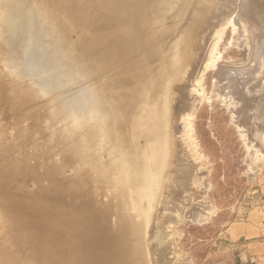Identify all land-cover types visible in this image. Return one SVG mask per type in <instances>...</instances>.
<instances>
[{
  "label": "bare ground",
  "instance_id": "obj_1",
  "mask_svg": "<svg viewBox=\"0 0 264 264\" xmlns=\"http://www.w3.org/2000/svg\"><path fill=\"white\" fill-rule=\"evenodd\" d=\"M115 1L86 0L75 4L76 7L66 6L68 11L76 12L85 5L90 7L88 11L95 18L90 26L95 29H109L116 24L134 28L137 24L138 44L127 43L119 59L131 56V51L142 52L143 58L147 51L149 59L157 60V73L152 81L153 95L149 98L145 93L143 95L145 86L134 87V90H128V86L116 95L105 96L104 111L95 116L90 113L87 117L92 120L91 127L82 132L86 138L96 140L95 145L100 150L105 149L108 157L104 163L106 175L103 182L111 186L112 197L105 205L107 207L102 208L98 203V189L94 188L90 174L77 172L66 177L58 163H48L53 156L44 152L41 145L30 150L31 143H35L38 137L48 135L44 122L50 119L57 124V121L52 119L49 107L42 102L39 105L33 103L29 93L23 92L18 97L29 124L17 131L13 140L0 145V228H5L4 235L9 240L10 249H5L10 254L6 252L5 259L10 264H147L146 261L148 264H172L167 255L168 244L161 238L166 229L161 237L159 235L163 223L169 226L174 221L178 224L179 220L186 221L187 218L204 222L213 212L201 202L188 203L192 189L205 185L207 175L191 155L195 141L192 129L185 122L186 116H193L202 101V96L198 97L194 90L204 72L212 65L214 78L222 88L221 95L229 101L226 104H230L234 120L237 119L240 126L245 128L246 122H256L261 117L259 112V117L254 112L257 117L252 119L254 114L252 120L246 115L250 116L249 112L255 111L257 102L251 101L250 96L264 91V41L257 34L264 33V25L259 23L260 17L264 16V3L243 0L245 5H240L241 8L248 5L246 10L250 16H245L252 26L254 46L249 67L236 69L221 60L212 61L217 40L206 37V31L230 8L235 14L239 1L236 0L232 6H224L222 3L227 0H213L211 3L210 0H118L119 13L128 6L135 7L130 20L111 13L109 5ZM253 8L258 11L255 13ZM194 14L200 16L196 22L192 20ZM232 19L234 22L237 20ZM242 19L245 20L244 17ZM238 21L241 29L244 22ZM228 22L225 19L220 28L224 30ZM240 31L249 51L248 33ZM125 33L111 29L95 38L97 43L94 45L92 40L87 42L85 56L92 53L91 57L96 59L92 66L94 73H102L111 67L107 62L115 51L104 43L106 37L117 35V38L122 36L127 40ZM135 63L141 64L142 61L135 60ZM253 65L255 70L251 73ZM142 74L135 76L140 78ZM137 81V84L141 83ZM94 90L97 91L98 87ZM3 101H6L4 96ZM112 103L120 104V107L114 114H108L105 105ZM260 103L262 113L263 102ZM117 114L122 115V120H116ZM84 136H77L71 148L66 150L64 156L69 166L77 153L81 154L80 143ZM96 155L93 153L94 157ZM92 163L94 166L96 158ZM30 182H34L35 189L29 188ZM160 206H164V210L158 218ZM126 207H130V213ZM114 212H117L122 228L117 235H113L109 226V218ZM148 223L149 228H145ZM144 238L147 239L149 253L135 256V241L142 245ZM139 258L141 261L136 260Z\"/></svg>",
  "mask_w": 264,
  "mask_h": 264
},
{
  "label": "rangeland",
  "instance_id": "obj_2",
  "mask_svg": "<svg viewBox=\"0 0 264 264\" xmlns=\"http://www.w3.org/2000/svg\"><path fill=\"white\" fill-rule=\"evenodd\" d=\"M36 1L47 9V12L52 20V25L54 24L57 28L59 26L65 37L68 39L69 47L67 48V53L78 59L84 55V57L90 61L91 66H93L96 59L91 57L92 53L85 56L87 42L92 40V44L96 43V41H94L95 38L101 37V35L110 32L111 29L127 32L125 33L126 36H128L127 40L123 39L122 36L117 38V35H109V37H106L104 43L115 51L113 57L109 58L107 62V65H111V67L108 66L104 72L99 74L92 73L91 78L84 79L81 83V86L87 88L93 86L94 83L97 85V83L100 82L98 87L104 97L111 96L114 91L128 88V86L129 90H134V87L144 88L145 86L147 92H145L146 89H142L143 95L145 93V95H147L146 98H149L150 96L152 97V81L157 73V60L152 58L149 59L147 51L143 55V58L142 52L135 53L134 51H131V56L128 58L119 59L121 51L124 49V46L127 45V43L138 44L139 40L137 37L139 34H136L137 24L134 28H128L124 24H116L109 29L105 27L95 29L90 26L91 21H95L93 14L88 11L90 10V7L88 8V6L85 5L83 8H81L82 10H80V12L67 10V6L76 7L75 4L85 3L86 0ZM117 1L118 0L109 5L111 13L113 15L119 14L123 19H132V14L136 10L135 7L128 6L123 13H119L117 9ZM205 1L206 0H204V2ZM212 1L213 0H210V3ZM227 1V3L230 2L229 5L226 2L222 4L224 6H232L234 2L236 3L239 1V8L235 10V14L231 12L232 10H230V8L229 12H227L229 16H227V14L221 15L222 17L220 16V19L215 22L213 21L214 26H211L209 30L206 31V37H212L214 38L213 40H217V44L215 41H212L215 43L214 48L216 50L212 52L213 58L211 59L212 61L221 60L225 64L231 65V67L236 69H244L249 65V61L246 62L248 50L245 47V39H243L244 37L242 36L240 30L242 29V31H247V28L246 25L243 24V27L241 26L240 29L241 22L238 20H241L243 17L246 21L248 20V17H246L249 15L247 14L248 10H246L248 5L241 8L242 5H245L243 0L242 2H240V0ZM257 2L262 4L264 3V0H257ZM113 6H116V8ZM74 9L76 10L77 8ZM252 11H255L256 13L258 10L253 8ZM9 14H12V12L7 10L4 12V14H2V17L0 16V37H2V39L0 38V72H3L1 75L3 77V81L0 80V85H3V82L8 83L9 81L7 76H4V74L7 72V66H17L19 64V61H16L17 59L15 60L12 58L10 60V58L5 57L7 52L5 49H3V47L9 45V43H14L13 41L11 42V38L8 36V30H6V21L4 19L2 20L3 15L8 16ZM232 17L236 18L237 20L234 22ZM199 19L200 16L197 14L192 16V20L195 22ZM225 19H227L229 22L226 28L222 30L220 25ZM260 20L261 21H259V23L264 25V16L260 17ZM13 23H21V26L26 25L27 28L31 27L29 26L30 23L27 15L22 12L17 15V19L13 20ZM30 29L32 34L30 35L29 32L28 53H22L21 55L25 60H27L25 67L28 69V71L31 69L36 73L41 74L42 77H46L48 75L47 71H49L51 67L49 64H44L47 52H45L44 49L39 48L37 42L34 40L38 33V27L35 21L33 22ZM257 34L261 36L264 41V33L263 35L262 33ZM90 48L93 50L92 46ZM15 54L16 52L13 55ZM13 60L14 62H12ZM135 60H141L142 63L136 64ZM146 62L148 64H146ZM153 64L155 65L152 67ZM44 67H47L48 69L46 70ZM150 70H152V72H150ZM254 70L255 67L253 65L251 68V73L254 72ZM135 73L143 74L140 78H136ZM146 73H148V75ZM114 74L117 75L114 76ZM214 76L215 71L211 65L204 72L202 78L201 76L199 77L201 79L197 83L196 89L194 91L198 97L202 96V101L200 102L198 110L195 111L194 115L190 117L188 114L186 116L187 120L185 121L186 124L192 129L191 131L195 141L194 152L191 155L193 156L195 163L200 168L205 169V173L207 174L204 178L205 185L195 186V188L192 189L188 203L197 204L201 202L209 209H213V212L211 213L208 220L204 222H194L189 218H185L186 221L184 219L181 221L179 220L178 224L177 221H174L176 223L172 222L174 224L170 223L169 226L168 224L163 223L159 235L161 237V234H163L166 229V233H164L161 238L168 244L169 249L167 252L169 254L167 253V255L169 258H171L172 264H264V256L247 255V248L243 246L245 245L244 241L232 242L226 233L227 229L233 223L245 219L249 211L253 208L254 195L252 192L257 187L259 178L264 173V112L261 113L260 111V101L263 102L264 107V91L257 92L256 94L254 92L250 96L251 101L254 100L257 102L255 104V108L253 107L255 111L252 109L253 112H249L251 115H246L248 119H251V116H253L255 113L258 117L259 115H261V117L258 118L256 121L257 123L255 121L251 123L246 122V127L243 128L244 126H240L237 122V119L234 120V113H232L233 109H230V104H226L227 101L221 95L222 88L215 80ZM31 77H33V79H26V82L32 87H36L39 78H36L34 75ZM137 80H139L141 83L137 84ZM142 82L145 84L142 85ZM149 82L151 84H149ZM257 83H259V81ZM48 100L49 99H46L45 97H41L39 99V101L42 103H45ZM38 103L39 102H37V104ZM6 105L7 104L3 101V99H0V125L9 127L11 122L10 117H12V115H6ZM47 107H49V105ZM105 107L108 111V114H114L120 107V104L112 103L110 106L105 105ZM111 108L112 110L109 111ZM237 108H241V106H237ZM256 114L252 119H256ZM53 117H55V115H53ZM89 117H91V115ZM119 118L122 120L121 114L116 115V120ZM96 120L97 118L93 122ZM61 123L62 124L61 126L59 125V129H63L64 127L67 128V121L63 120ZM255 123L259 125V127L257 126L258 128L256 127ZM45 126L47 128H51L50 130L58 128V125L51 127L50 122H46ZM116 127L118 126L116 125ZM142 132L144 133V130H142ZM95 142L93 141V147L91 149H87V145L83 147L82 150L84 151L83 154L85 158L82 159V161L84 164L91 160L90 158L92 157L93 153H97V155L94 157L96 158L95 164L98 163L99 159L101 163L108 161L105 150L96 152V150H99L100 147H96ZM187 144L189 145V143ZM142 146L145 147L144 145ZM45 150L47 149L45 148ZM64 158V154L55 155V157H53V159H55L57 162H63V173L65 176H73L75 167L77 166H69V164L66 163V159ZM78 166H80V164H78ZM33 184L34 182H30L29 188H31V190L35 189L36 187ZM98 195L99 198L103 199V201H107L108 196H111V192H107L106 188L102 187L98 188ZM163 210L164 206H160L158 210L159 212L157 214L158 218L161 215L160 212H163ZM4 234L5 228H0V238L3 239H0V264H8L7 262L9 260H6L7 257L5 253L7 252L10 254V252L6 251L5 249L7 248L8 250V247L10 249V245L8 246L9 240L5 238ZM164 237L169 238L165 239ZM1 241L6 243L3 244ZM170 246H172L173 250H171L172 248ZM3 248L5 251L2 250ZM3 251L5 255L2 253Z\"/></svg>",
  "mask_w": 264,
  "mask_h": 264
},
{
  "label": "water",
  "instance_id": "obj_3",
  "mask_svg": "<svg viewBox=\"0 0 264 264\" xmlns=\"http://www.w3.org/2000/svg\"><path fill=\"white\" fill-rule=\"evenodd\" d=\"M6 9L12 12V14H9L8 16L3 15L2 20L4 19L6 21L8 36L11 38V42L13 41L14 43H9V45H6L3 49L7 52L5 57L10 58V60L12 58L15 60L17 59L16 61H19V64L17 66H7V72L4 74V76H7L9 81L8 83L3 82L0 99H3L4 96V99H6L5 103L7 104L6 115H12V117H10L11 122L9 127L7 126L5 128V132H3L4 135L1 133L4 126L0 125V145L13 140L17 131H20L29 124L28 118L25 116V112L21 111L20 105L22 103L18 101V97H21L23 92L25 94L27 92L29 93L28 95L33 97V103L36 104L37 102H41L39 101L41 97H45L46 99H49L45 102V105H49V112L50 114L53 113L55 117L50 116L52 119L57 121V124H53L50 119H47L44 122V127L48 135H44L41 138L38 137L35 143H31L32 145H30V150L35 148L38 149V146L41 145L43 151L50 157L62 154L65 155L66 150L71 148V143L76 141L77 136H80V134L83 136L85 135L80 143L81 154L77 153L76 159L71 161V166H77L75 167L74 174L77 172H86L90 174V179L94 180V188L98 189L105 187L107 192H111V186L108 183L103 182L106 175V170L104 169L105 162L101 163L99 159V162L93 166L92 162L95 159L93 155L90 158L91 160H89L86 164L82 161V159L85 158L83 154L84 151L82 150L83 147L85 145L88 146L87 149H91L93 147V139L86 138L87 135L82 132L83 130H88L91 127L92 120L90 121L87 117L90 113L93 116H95L96 113H102L104 111L103 104L105 102V98L98 87L100 82H98L97 85L94 83L93 86L87 88L81 86L82 81L84 79L91 78V74L94 73L92 71L93 68L90 61L84 56L78 59L67 53V48L69 47L68 39L65 37L59 26L57 28L54 24L52 25V20L47 12V9L36 0H0L1 17L2 14L7 11ZM20 12L27 15L30 23L29 26L32 27L34 21L37 24L38 33L34 40L37 42L39 48H42L45 52H47L44 64H49L51 67V69L47 71L48 75L46 77H42L41 74L36 73L34 70L29 69L28 71L25 67L27 60H25L21 54L28 53L29 32L31 35L32 31L30 29L31 27L27 28L26 25L21 26V23H13V20L17 19V15ZM241 20L246 25L248 33L249 51L246 61L248 62L253 55L252 49L254 46V34L251 25L247 21L243 19ZM0 38L2 39V37ZM14 51L16 52V56L13 55L15 53ZM12 62H14V60ZM44 68L46 70L48 69L47 67ZM2 74L3 72H0V80L3 81V77L1 76ZM32 75L39 78L36 87H32L26 82V79H33V77H31ZM96 87H98L97 91L94 90ZM20 88L22 89L20 90ZM117 92H120V90L114 91L112 95H116ZM22 97H26V95ZM63 120L68 122L67 128L64 127L63 129H59V125L61 126V122H63ZM46 122H50L51 127L58 125V128H56V130H50L51 128H47L45 126ZM45 148L47 150H45ZM98 151L102 150H96V152ZM54 162L58 163L63 169L64 164L62 161L57 162L55 159L52 158V160H50L49 158L48 163L52 164ZM78 164H80V166H78ZM111 197L112 192L111 196H108L107 201H103L102 198H99L98 203L101 208L109 202ZM115 203H117L116 200ZM128 208L130 207H126V210L130 213ZM117 216V212H114V214H112L109 218V226L113 235H117L120 231H122L119 224L120 219L119 216ZM149 224L150 223L146 224L145 228H149ZM135 244V249L137 250V255L135 256H138L141 253L144 254V256L146 254L148 255L149 248L147 245V239L144 238L142 245L141 242L137 243L136 241ZM145 258L149 257L146 256ZM136 260L141 261L140 258ZM146 263L148 264L149 261H146Z\"/></svg>",
  "mask_w": 264,
  "mask_h": 264
},
{
  "label": "crops",
  "instance_id": "obj_4",
  "mask_svg": "<svg viewBox=\"0 0 264 264\" xmlns=\"http://www.w3.org/2000/svg\"><path fill=\"white\" fill-rule=\"evenodd\" d=\"M252 194L253 208L245 219L233 223L226 233L232 242L244 241L247 255L264 256V173Z\"/></svg>",
  "mask_w": 264,
  "mask_h": 264
}]
</instances>
